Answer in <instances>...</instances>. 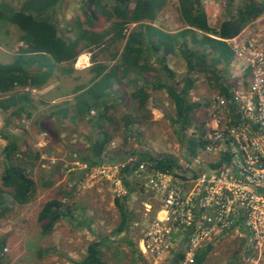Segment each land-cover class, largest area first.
Masks as SVG:
<instances>
[{
    "label": "rangeland",
    "instance_id": "obj_1",
    "mask_svg": "<svg viewBox=\"0 0 264 264\" xmlns=\"http://www.w3.org/2000/svg\"><path fill=\"white\" fill-rule=\"evenodd\" d=\"M3 1L20 8L23 0H0V2ZM201 1L210 23L216 26L235 16L247 0H233L231 4L228 0ZM105 2L108 3L109 0ZM178 7V0H165L152 23L168 33L180 32L185 26L180 20ZM82 8V0H60L56 16L62 37L70 38L68 21H74L78 17L89 25ZM260 17H264V13ZM104 19L100 16L92 28L99 30L104 27ZM262 25H264V18ZM187 40L191 47H194L189 37ZM21 45L16 28L10 25L0 26L1 61H10L12 53H16V48ZM122 45L119 44L120 47ZM116 51L115 46H112L110 50L98 46L84 50L82 53L87 55L91 53L94 59L97 57L114 63L109 57L111 55L117 57ZM212 58L213 55H210L209 60L211 61ZM84 60L83 57L77 58L74 62L75 66L82 67L85 64ZM165 60L175 73V78L171 81H174L176 87L181 88L182 80L186 76L194 80L190 96L192 100L200 102L201 105L194 111L193 124L180 137L172 122L175 105L165 89H154L151 85L147 86L150 98L146 109L139 110L137 107L138 102L135 103L132 98L134 86H145L146 83L166 79L159 63H155V69L148 71L142 80L127 84L128 87L124 89L125 97L117 102L119 105L110 108L108 117H111V120H106L105 125L113 136L107 143L103 165L117 163L123 160V157L132 156L136 148L143 147L153 155L165 153L177 157L180 168H175L174 171L184 177L187 172L197 169L193 163L195 159L198 158L199 164L206 167L220 158L219 153L208 151L207 148L199 149L196 155L189 156L187 140L192 136L206 138L217 113H222L216 116L220 117L218 118L220 121L233 118V102L226 97L225 107L218 111L215 110L212 98L220 91L214 86V80L209 79V73L196 70L189 72L186 61L178 48L166 55ZM218 69H221L227 82H232L233 77L239 72L236 65H226L223 62L219 63ZM57 79V82L62 84L67 92L77 83L73 81L71 75L61 71H58ZM133 84L136 85L133 86ZM17 91L28 97L22 102L25 105V111L10 113L11 115L6 118L0 117V187L5 164L3 149L7 143L2 133H12L20 137L21 152L28 153L31 159L28 169L30 176L35 180L36 189L34 199L24 205L15 203L9 193L3 194L4 205L9 207L0 222V235H5L8 240L4 249L6 260L3 264H76L75 262L81 260L86 254L88 245L99 239H107L103 246V257L110 264H173L177 252L181 250L175 248L162 258H153L140 251L144 228L154 218L155 206H160V201L155 199L152 193L141 188L142 180L130 175L128 181L134 190L129 192L124 181L125 175L121 171L118 176L126 192H118V186L113 180L96 174V169L102 164L92 167L91 171V169L87 170L84 163L75 160V154L72 151L89 146L88 137L94 135L97 130L95 123L98 117L94 115L96 111L93 113L95 117L76 119L74 122L72 121L74 112H71L69 117L64 118L59 125L55 118L48 117L53 111L51 106L54 105L49 99L50 93H39L29 88H19ZM42 95L45 101H41ZM63 100L73 101L72 93L65 95L59 102ZM131 113L134 117H147L144 123H137L133 126L135 132L133 136L126 132L123 121V117ZM45 127L58 132L59 136L55 137L45 133ZM114 127L119 129L114 130ZM37 155L39 158H36ZM59 162L60 166L57 168ZM125 196L128 197L125 199L123 198ZM55 198L62 202L64 214L52 232L44 235L38 216L43 206ZM117 198L122 200L133 214L129 227L122 232L118 229L122 216L117 206ZM145 203L151 204L152 207L148 214H145L147 213ZM180 238V233H176L173 242ZM241 243V239L236 235H227L215 241L203 264H230L235 259L237 262Z\"/></svg>",
    "mask_w": 264,
    "mask_h": 264
},
{
    "label": "trees",
    "instance_id": "obj_2",
    "mask_svg": "<svg viewBox=\"0 0 264 264\" xmlns=\"http://www.w3.org/2000/svg\"><path fill=\"white\" fill-rule=\"evenodd\" d=\"M228 1L231 4L233 0ZM109 2L82 0L89 25L80 18L68 21L69 39L60 35L56 16L60 0H23L20 8L8 2H0V26L10 25L16 28L18 38L23 43L13 59L6 62L0 60V107L4 111L14 107L15 113L25 111V105L22 102L28 97L26 94L17 92L19 87L42 88L50 81L56 69L61 68L63 72L72 73L74 62L84 50L98 46L106 50H110L112 46L116 47L115 54L119 58L115 65L106 72V65L96 68L97 73L92 78L91 85H86L85 89L81 86L76 87L75 91H81L73 97V101L63 100L55 103L51 106L53 111L48 115L49 118H55L57 124L61 125L62 120L69 117L71 112H74L72 117L74 122L76 119L95 117L93 113L97 111L98 119L95 123L97 130L94 135L88 137L89 146L72 151L75 154V160L86 164L87 170L105 162L107 143L113 136L105 124L106 120H111V117H108L111 108L108 102L112 100L111 94L114 92L115 83L139 80L143 73L152 71L155 69L154 64L159 63L166 79L136 87L132 92V98L135 103L138 102L139 110H143L146 109L150 98L147 86L165 89L175 105L172 122L176 132L182 137L193 124L194 111L201 103L191 99L190 93L194 87V80L191 77L186 76L182 80L181 88L176 87L174 81H171L174 80L175 73L166 63V55L178 48L189 72L196 70L209 73L208 77L214 80V86L231 99V88L237 85V81L227 82L221 69H218L219 63L230 65L234 59V52L227 39L236 36L245 26L264 13V0H247L235 16L214 26L210 23L201 0H178L180 20L185 27L173 34L161 30L152 23L165 0H109ZM100 16L105 18V26L99 30L92 28ZM188 37L194 47L188 43ZM180 38L183 39L180 40ZM120 43L123 44L122 48L119 46ZM210 55H213L211 61ZM61 64L64 65L60 67ZM131 73L136 76L129 79ZM146 118L126 114L123 117L126 132L133 136L135 133L133 126L144 123ZM44 132L55 137L59 136L58 132L49 127H45ZM2 134L7 143L3 149L5 164L0 187V222L9 210V207L4 205V193H9L15 203L24 205L34 199L36 189L35 180L30 176L28 169L31 159L28 153L21 152L20 137L12 133ZM208 142L207 138L189 137L187 140L189 156H194L199 149L206 148ZM132 156L134 160L122 169L129 192L134 190V187L130 185L128 178L140 161H146L151 168L161 171L180 168L177 157L172 154L153 155L149 150L140 147L134 150ZM36 158H39V155ZM225 159L227 156H223L222 160L211 166H219ZM59 166L60 162L56 167ZM116 202L122 216L118 229L122 232L127 230L133 214L122 200L117 198ZM63 214L62 202L59 199L55 198L47 202L38 216L42 233L50 234ZM106 240L92 241L84 257L75 263L110 264L103 257V246ZM110 241H112L111 238ZM7 242V237L0 235V264L6 260L4 249ZM211 248L212 244L202 248L196 255L195 264H203ZM182 257V251L177 252L173 264ZM230 264H237L236 259Z\"/></svg>",
    "mask_w": 264,
    "mask_h": 264
},
{
    "label": "built area",
    "instance_id": "obj_3",
    "mask_svg": "<svg viewBox=\"0 0 264 264\" xmlns=\"http://www.w3.org/2000/svg\"><path fill=\"white\" fill-rule=\"evenodd\" d=\"M264 17L248 24L228 39L234 51L231 66L239 72L231 88L234 117L220 121L215 114L210 125L207 150L227 159L219 166L202 167L183 177L174 170L153 169L140 161L132 176L143 189L160 201L154 218L147 223L140 251L162 258L176 249L183 257L177 264H195L196 255L227 235L242 241L237 264H264ZM226 95L212 98L213 108L225 107ZM134 160L102 164L96 174L113 180L118 192H126L118 176ZM92 171V169H91ZM94 174V172H93ZM150 212V208H149ZM181 238L173 242L174 235Z\"/></svg>",
    "mask_w": 264,
    "mask_h": 264
},
{
    "label": "crops",
    "instance_id": "obj_4",
    "mask_svg": "<svg viewBox=\"0 0 264 264\" xmlns=\"http://www.w3.org/2000/svg\"><path fill=\"white\" fill-rule=\"evenodd\" d=\"M20 43L23 45V43L21 41H20ZM18 48L19 47L16 48V50H17L16 53H12V58L11 59H13L14 56L18 54V51H19ZM82 57L85 59L83 61V63L85 62V64H83L82 67H77L74 64L73 65L74 71L72 73L63 72L61 68L60 69L58 68V69H56V71H55L54 75L52 76V78L50 79V81L45 86H43L42 88H29V89H34V90H37L39 93L41 92V93H44V94L47 93V92L50 93L49 94V99H51L53 104H55L57 101L59 102L60 100H62L65 95H69L70 92L72 93L73 97L77 93H79L81 90L78 91V92L75 91L76 87H78V86L80 87L81 86V88L85 89L87 87L86 85H91V80L97 73L96 68L101 67V65H106L107 66V69L105 70V72H106L109 69H111L113 65H115V63L117 62V60L119 58V56L113 57V55H111L109 58H111V60H113L114 63H110L109 61H105V60L99 59L97 57H96V59H94V56L91 53H89V55H87L86 53H82L81 52V54L78 56V59H81ZM63 65L64 64H61L60 67L63 66ZM58 71H61L62 73H66V74L71 75L73 81L75 80L77 82L74 85V87L69 92H67L65 90V88H64V86L62 84L57 82V80H58L57 79ZM147 72L142 74V77L138 80V82L143 79V76ZM134 76H136V75L134 73H131L130 76H129V79L133 78ZM136 81L137 80H133L132 82H129V81H125L124 80L123 83H121V84L120 83H115L114 84V86H113V91L114 92L111 94L112 100H111V102H108L110 104L111 108L113 106L119 105L117 102L121 101L122 97H125V90L124 89H126V87H128L127 84H132V83H135ZM125 85H127V86H125ZM134 85H136V84H133V86ZM138 86H141V85L134 86L133 87V91ZM19 88L22 89V87H19ZM17 92H19V91H17ZM19 93H21V92H19ZM41 98H42L41 101H45V99H43L44 95H42ZM14 109H15V107L12 108L11 110L4 111L0 107V117H5L6 118L8 115H11L14 112ZM94 115H97V111L95 112ZM131 115H133V114L131 113ZM53 117H55V116H53ZM127 157H130V156H127ZM127 157H123V159H125ZM84 166H86V164ZM145 206H146L145 210L147 211V213H145V214H148L149 208L150 209L152 208L151 204L145 203ZM159 207L160 206H155L154 216L156 214V211L159 209ZM121 220H122V218H121ZM120 223H121V221H120ZM128 227H129V224H128Z\"/></svg>",
    "mask_w": 264,
    "mask_h": 264
},
{
    "label": "clouds",
    "instance_id": "obj_5",
    "mask_svg": "<svg viewBox=\"0 0 264 264\" xmlns=\"http://www.w3.org/2000/svg\"><path fill=\"white\" fill-rule=\"evenodd\" d=\"M260 18V17H259ZM258 19V18H257ZM255 21V20H254ZM253 22V21H252ZM251 22V23H252ZM246 27V26H245ZM244 27V28H245ZM241 32V31H240ZM227 41H228V39H227ZM229 43V42H228ZM230 45V44H229ZM234 52V51H233ZM234 60V59H233ZM232 63V62H231ZM231 63H230V65H231ZM130 157H132L133 158V156H130ZM129 157H127L126 159H123V160H121V161H124V160H127ZM121 161H118V162H121ZM146 162V161H145ZM211 164H215V163H209V165H211ZM92 168V167H91ZM132 175V174H131ZM141 188L143 189V186L141 185ZM144 190V189H143ZM238 256V255H237Z\"/></svg>",
    "mask_w": 264,
    "mask_h": 264
}]
</instances>
